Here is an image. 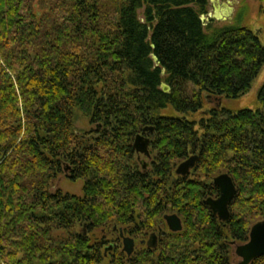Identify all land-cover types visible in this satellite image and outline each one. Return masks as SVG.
<instances>
[{"label": "trees", "instance_id": "16d2710c", "mask_svg": "<svg viewBox=\"0 0 264 264\" xmlns=\"http://www.w3.org/2000/svg\"><path fill=\"white\" fill-rule=\"evenodd\" d=\"M207 8L208 0H0V264H101L107 254L108 264H230L231 242H246L264 220V82L254 110L215 105L190 117L208 98L250 90L264 33L261 41L240 24L205 25ZM167 107L179 116H162ZM79 115L90 129L76 128ZM138 134L150 140L146 170ZM191 155V173L177 175ZM224 173L236 193L221 222L205 199L218 196L212 181ZM63 174L82 181L80 195L52 190ZM168 213L181 231L161 235L152 251L120 250L118 229L145 239ZM98 229L117 231L109 248L93 237Z\"/></svg>", "mask_w": 264, "mask_h": 264}, {"label": "rangeland", "instance_id": "374dc122", "mask_svg": "<svg viewBox=\"0 0 264 264\" xmlns=\"http://www.w3.org/2000/svg\"><path fill=\"white\" fill-rule=\"evenodd\" d=\"M220 1L224 2L226 0H220ZM228 1L231 2L230 6L232 7V11L229 14V16L223 19H213V18H208L209 15L211 16L213 12V5L208 0L207 13L203 15L204 16L203 23L206 25L211 19H213L215 21V24L218 26H223L231 23L240 24L242 26H246L250 28L253 32L258 33L261 41H263L264 11L262 12L261 9L262 8L264 9V6L259 2V0H228ZM263 82H264V65L262 66L258 76L253 81L250 90L244 96L237 99H225L223 97L208 98L207 102L204 103V107L202 111L194 114L190 118L195 119L197 121L200 118L201 113H203V111L204 113H206L207 110H209L211 107L215 105H219L220 107L231 110L233 112L246 108L254 110L257 108V94ZM161 115L166 117L179 116V114L176 113V111L173 110L171 107H167L164 110H162ZM75 125L77 129H81V130L82 129L88 130L91 128L86 118L82 115H79L77 117ZM141 157L147 162L151 161V160H147V158H145L144 156ZM82 186L83 183L81 180L71 181L66 177V174H63L56 179L52 190L59 189L63 193L80 195L82 193ZM160 225L161 228L166 229V225L164 221H162ZM155 232H157V230ZM92 235L93 237L96 238L104 237L108 242L105 246L106 248H109L113 244V241L118 235V233L117 231L116 233H112L110 230L107 229L104 231L98 229L95 230L94 233H92ZM147 238L148 236L145 239ZM120 242H121L120 250H122L121 238H120ZM142 250H145L144 245H141L139 243V239H135L133 254ZM230 257L231 259L235 257V256L233 257L231 251H230ZM109 259H110V254L105 255L101 264H108ZM235 260H237V257Z\"/></svg>", "mask_w": 264, "mask_h": 264}, {"label": "water", "instance_id": "95a60500", "mask_svg": "<svg viewBox=\"0 0 264 264\" xmlns=\"http://www.w3.org/2000/svg\"><path fill=\"white\" fill-rule=\"evenodd\" d=\"M213 5V12L209 18L223 19L227 18L232 11L231 2L228 0L221 2L220 0H209ZM200 20L204 21V16H200ZM154 61L156 57L152 55ZM163 72V70H162ZM161 89L164 92H169V86L161 83ZM151 130V128H150ZM145 131V130H144ZM149 138L142 134H138L134 138L133 148L137 154L149 155ZM196 155L189 157L182 161L176 168L175 173L180 176H186L193 169L196 161ZM213 184L218 188L219 194L216 198L208 197L205 200L206 205L210 208L213 215L221 222H226L230 217L229 204L236 193L235 185L228 174H220L213 178ZM166 225L169 231L179 232L182 229V222L180 217L176 214H169L164 216ZM122 239V250L126 255H130L134 249V240L130 237L124 236L122 231L119 234ZM151 240V241H150ZM156 237L154 234L150 236L149 245L155 244ZM234 244L233 253L238 257V262L235 264H250L255 258L264 255V220L254 223L248 233V239L241 244Z\"/></svg>", "mask_w": 264, "mask_h": 264}, {"label": "flooded vegetation", "instance_id": "af4514ba", "mask_svg": "<svg viewBox=\"0 0 264 264\" xmlns=\"http://www.w3.org/2000/svg\"><path fill=\"white\" fill-rule=\"evenodd\" d=\"M209 18V17H208ZM142 135H144L145 137H147L148 138V136H147V134H142ZM150 148V147H149ZM136 153V152H135ZM141 156H144L145 158H147V160H151V154H150V149H149V155L148 156H145V155H141V154H137L136 153V160H137V162H138V164L140 165V168H141V170H146V168H148V166H149V164H150V162H147L146 160H144V159H142V157ZM191 156H193V155H191ZM191 156H189V157H191ZM188 157V158H189ZM197 157V156H196ZM187 158V159H188ZM186 160V159H185ZM196 162V161H195ZM192 170V169H191ZM191 170H190V172L188 173V175L191 173ZM188 175H186V176H188ZM169 214H174V213H168V214H164L163 216H162V218H163V221H164V223H165V225H166V222H165V220H164V216L165 215H169ZM213 214V213H212ZM215 216V215H214ZM179 217V216H178ZM217 218V217H216ZM119 230V234H120V231H122V229H118ZM167 231H169V229H168V226L166 225V229H164V228H161V227H159L158 229H157V232H153V233H150L149 235H148V238L147 239H140L139 240V243L141 244V245H144V247H145V249H148V250H150V251H152V250H155L156 248H157V245H158V241H159V237L161 236V235H164L165 233H167ZM122 233H123V231H122ZM152 234H154L155 235V237H156V240H155V244L154 245H149L151 242V240L149 241V239H150V236L152 235ZM124 235V234H123ZM124 236H126V235H124ZM120 237V236H119ZM127 237H129V236H127ZM131 238V237H130ZM133 239V238H132ZM134 240V239H133ZM121 241H122V239H121ZM232 242H234L235 244H241V243H238V242H235V241H232ZM232 242H231V252H232V255H233V257L234 258H232V259H230L229 261H230V264H235V263H237L238 262V257H237V260H235L236 259V255L233 253V248H234V244H232ZM244 243V242H243ZM133 252H134V249H133ZM133 252L130 254V255H127V256H131L132 254H133Z\"/></svg>", "mask_w": 264, "mask_h": 264}, {"label": "bare ground", "instance_id": "6f19581e", "mask_svg": "<svg viewBox=\"0 0 264 264\" xmlns=\"http://www.w3.org/2000/svg\"><path fill=\"white\" fill-rule=\"evenodd\" d=\"M165 93V92H164ZM206 200V199H205ZM252 226V225H251Z\"/></svg>", "mask_w": 264, "mask_h": 264}]
</instances>
